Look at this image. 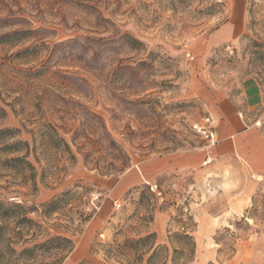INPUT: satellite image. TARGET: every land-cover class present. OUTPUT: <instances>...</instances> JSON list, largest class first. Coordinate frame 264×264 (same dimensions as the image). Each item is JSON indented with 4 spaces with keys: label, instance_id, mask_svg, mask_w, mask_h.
Here are the masks:
<instances>
[{
    "label": "rangeland",
    "instance_id": "rangeland-1",
    "mask_svg": "<svg viewBox=\"0 0 264 264\" xmlns=\"http://www.w3.org/2000/svg\"><path fill=\"white\" fill-rule=\"evenodd\" d=\"M228 20L242 28L233 40L221 30ZM246 78L261 91L257 106L241 94ZM222 98L264 131V0H0V128L30 139L23 127L50 123L76 159L37 150L44 179L19 198L2 189L11 180L0 168V197L40 205L70 192L45 220L73 241L61 264H117L104 255L115 240L148 231L163 243L183 230L191 264H264V178L243 160L222 163L224 196L206 155L199 169H141L211 153L192 124L216 120ZM131 170L141 182L115 193ZM230 201L242 211L232 215Z\"/></svg>",
    "mask_w": 264,
    "mask_h": 264
},
{
    "label": "trees",
    "instance_id": "trees-1",
    "mask_svg": "<svg viewBox=\"0 0 264 264\" xmlns=\"http://www.w3.org/2000/svg\"><path fill=\"white\" fill-rule=\"evenodd\" d=\"M19 34L14 33L13 37ZM250 45L260 46L253 39ZM5 116V111L0 107V120ZM23 128L30 139L19 138L20 128H0V168L7 172L5 176L11 180L10 186L7 181V186L2 189L15 198L34 196L38 189V178L44 179L46 167L40 165L37 150H56L65 154L67 161H76L69 144L52 124L42 122L33 129ZM34 163L39 165L40 174ZM63 169L65 167L61 171ZM10 187L26 188L27 192L10 190ZM69 195L70 192L65 191L40 205L0 197V264H61L72 251L73 241L67 235L50 229L45 220L60 212ZM31 214H36L37 218ZM78 217L81 221L88 219L82 213ZM127 227L132 228L131 225ZM166 238L163 243H159L153 232H136L133 237L126 236L121 241L115 240L106 245L104 255L117 264H191L195 249L193 236L183 230L169 234ZM78 264H87V261Z\"/></svg>",
    "mask_w": 264,
    "mask_h": 264
},
{
    "label": "crops",
    "instance_id": "crops-1",
    "mask_svg": "<svg viewBox=\"0 0 264 264\" xmlns=\"http://www.w3.org/2000/svg\"><path fill=\"white\" fill-rule=\"evenodd\" d=\"M229 35L228 40H233L241 34L242 28L234 20H228L221 26V30ZM243 95L248 107H254L261 102V91L257 82L253 78L243 80ZM216 120H214V131L217 137V142L211 148V153H195L185 154L183 157L173 159L170 155L159 156L145 161L141 165L143 173H148L149 170L163 171L166 169H194L200 168L199 160L206 157L210 158V163L207 167L212 171L218 172L217 179L210 181L217 183L218 191H222L223 196L229 194L225 187L224 175L221 170L222 163L235 161L239 158L246 163L256 175H261L264 178V131L258 128L257 123L251 124L249 120L243 116L242 112L237 110L233 101L222 98L215 109ZM209 148V147H208ZM200 150V149H199ZM205 163V164H207ZM205 169V168H204ZM201 169V170H204ZM134 171H129L125 177L114 187L115 193L125 190L128 186L141 182L143 178ZM222 178V180H221ZM221 195V194H220ZM236 197V196H235ZM234 197V198H235ZM243 207L237 206L235 202H229V211L232 215L238 214Z\"/></svg>",
    "mask_w": 264,
    "mask_h": 264
},
{
    "label": "built area",
    "instance_id": "built-area-1",
    "mask_svg": "<svg viewBox=\"0 0 264 264\" xmlns=\"http://www.w3.org/2000/svg\"><path fill=\"white\" fill-rule=\"evenodd\" d=\"M192 130L197 137L204 140L207 144V147H211L216 144L217 137L214 131V120L212 117L207 116L201 119L200 122L192 124ZM210 161V158L206 157L205 163ZM150 189L153 191L154 186H150ZM120 204L117 201L113 202V208L118 209Z\"/></svg>",
    "mask_w": 264,
    "mask_h": 264
}]
</instances>
